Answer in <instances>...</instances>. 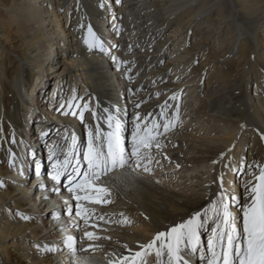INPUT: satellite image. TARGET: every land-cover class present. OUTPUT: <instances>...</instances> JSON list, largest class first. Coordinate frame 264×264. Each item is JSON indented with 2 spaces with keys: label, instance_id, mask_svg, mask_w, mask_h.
<instances>
[{
  "label": "bare ground",
  "instance_id": "1",
  "mask_svg": "<svg viewBox=\"0 0 264 264\" xmlns=\"http://www.w3.org/2000/svg\"><path fill=\"white\" fill-rule=\"evenodd\" d=\"M7 1L11 6L3 9L7 17L0 20V39L4 44L14 43V47L0 45V181L4 184L0 187V264H64L69 260L63 244L65 236L79 238L82 231L73 226L79 222L84 227L78 217L69 216L66 211L68 207L76 211V201L63 184L56 194L52 191L54 184L42 175L38 184L28 186L34 172L31 158L38 159L44 138L32 137L33 107H48V83L40 75L43 67L57 78L56 93L62 92L63 98L67 96L63 88L68 82L72 93L82 85L84 101L80 105L92 103L89 107L100 117L97 121L89 111L93 127L98 122L107 131L104 117L108 113L123 120L130 107L133 117L144 113L151 120L155 115L160 117L165 102L173 109L178 106L179 99L173 101L170 97L179 96L182 87L201 81L198 94L202 93L207 68L218 63V71L214 70L218 84L222 87L226 82L227 86L223 90L217 88L218 94L213 93L214 87H209L204 99H193L195 95L186 98V94L184 102H198L200 110L194 116L206 124L220 119L219 124L237 125L246 142L253 129L262 149L256 164L264 165V0H118V4L116 0ZM124 9L129 13V23L123 21ZM88 27L103 42L106 52L88 49ZM171 27H177V32L186 36L185 45L178 44L183 48L178 63L192 60L187 75L198 78L196 83L180 86L167 81L169 64L164 66L161 61L174 38L165 39ZM216 27L217 32L221 27L227 32L219 36L222 45L211 46ZM128 36L133 37L132 45L139 43L140 47L137 52L128 50L130 55L126 59L121 37ZM8 59L9 69L5 67ZM153 59L156 60L149 61ZM66 77L68 82H63ZM253 82L256 87L251 93L249 87ZM222 97L226 103L220 101ZM63 113H53L63 126L61 134L78 133L77 116ZM174 115L175 111L169 110V116ZM48 128L51 127L44 124L43 129ZM186 130L181 128L161 137L164 147L159 152L153 150L160 161L159 165L153 163V174L125 173L112 189V204L89 205L96 209V215L103 213L106 218L118 220L121 217L112 213L123 212L133 221L131 226L105 225L93 217V222L100 226L96 231L112 237L111 241L94 242L104 246L94 253V264H108V253L112 251L127 255L125 244L133 252L139 251V244L152 240L158 231H166L197 212L203 216L220 192L221 175L224 188L235 195V189L250 179L249 175L247 179L243 177L239 185L236 178V135L227 139L203 137L190 135ZM60 138L54 139V145ZM51 139L53 135L48 140ZM30 143L36 151L30 149ZM184 149L192 152L193 157L183 156ZM250 159L253 160L252 155ZM41 185L45 188L41 189ZM21 214L30 219H21ZM56 214L59 219L53 218ZM44 246L58 250L46 253ZM150 256L157 264L154 252L145 255L144 261ZM188 259L190 264H198L197 254Z\"/></svg>",
  "mask_w": 264,
  "mask_h": 264
},
{
  "label": "snow or ice",
  "instance_id": "2",
  "mask_svg": "<svg viewBox=\"0 0 264 264\" xmlns=\"http://www.w3.org/2000/svg\"><path fill=\"white\" fill-rule=\"evenodd\" d=\"M88 36L89 39L85 43L90 51L97 48L101 52L107 51L91 27H88ZM170 99L176 101L179 96L174 94ZM136 107L139 108L140 104ZM68 109L63 114L78 115L81 121L84 119V111L92 112L93 117L97 121L100 120L87 104L81 106L73 102L68 105ZM169 110H174L175 115L170 117ZM160 117L162 122L157 119L142 120L137 113L132 119L130 141H126L125 121L108 113L104 117L107 131L97 122L95 127L88 126L86 143L81 144L78 137L73 134L64 137L67 143L66 153L63 151L64 145H54L50 149L52 172L49 178L55 182L52 191L59 194L58 186L61 185L62 179L66 180L63 187L76 201L74 217H78L84 225L81 228L77 222L73 226L82 231L79 238L69 234L63 241L69 256V264H94V253L102 251L104 247L94 242L101 239L111 241V236H101L96 231L100 226L93 222V217L95 221H102L105 225L113 223L119 226L132 225L131 218L123 212L112 213L113 216L121 217L112 220L106 218L103 213L96 215V209L89 205L103 207L112 204L114 202L112 189L118 186L117 182L125 173L129 175H138L140 172L150 175L154 173L152 165L153 163L159 165L160 161L155 158L153 150L159 152L164 147L161 137L173 132L180 125L179 107L173 109L165 102ZM164 158L168 159L166 155ZM14 160L15 154L13 163ZM176 167L179 168L180 165ZM247 167L250 179L244 185L246 198L243 203L234 193H229L224 188L221 175L218 178L220 192L203 216L197 212L190 218L173 224L166 231H158L152 240L139 244V251L133 252L125 244L123 247L127 250V255L109 252L108 264H146L143 257L152 252L157 258V264H190L188 257L194 254H198L204 264H264V165ZM35 172L39 177V165L36 166ZM0 187H4L2 181ZM44 188L45 186L41 185V189ZM65 204H68L67 200ZM66 211L69 216H73L71 207ZM53 218L59 219V214ZM144 218L149 219L146 215ZM21 219L28 220L30 217L21 214ZM209 223L212 227L205 247L201 231L205 230L206 224ZM104 231L108 229L105 228ZM57 250L56 247L50 246L43 248L46 253H55Z\"/></svg>",
  "mask_w": 264,
  "mask_h": 264
},
{
  "label": "rangeland",
  "instance_id": "3",
  "mask_svg": "<svg viewBox=\"0 0 264 264\" xmlns=\"http://www.w3.org/2000/svg\"><path fill=\"white\" fill-rule=\"evenodd\" d=\"M116 3L118 4V0H116ZM10 6H11V3L9 1L0 0V20L7 17V15L3 12V9L8 8ZM64 12H66V11L64 10L62 13H64ZM127 12L128 11L124 9L123 21L124 22L127 21L129 23V20H131V19L128 17L129 13H127ZM108 20L110 22L112 20V18L111 17L109 19L107 18V21ZM128 23H126V24H128ZM202 27H203V25H201V28ZM218 28L219 27L213 28L215 30L216 34L214 35L212 41L210 42L211 46H214L215 44H219V45L223 44V42L220 41L221 39H219V36L225 34L227 32V29H223V27H221V29H219L220 31L217 32ZM223 30H225V31L223 32ZM129 32H130V30H128V32H126V33H129ZM181 34H182L181 31L177 32V27H171L167 31L165 39L169 38L170 36H174V38H172L170 40V42L168 43L166 55L163 58V60L161 61L162 65H164V66L169 64L167 81L174 82L180 86L185 85V84H190V83L192 84L193 82L196 83L198 81V78L193 79V78H191V75L190 76L187 75L191 70V68L190 69L187 68V66L192 61L191 59H189L191 61L188 60V62H186L185 64L184 63H182V64L178 63V61H180V60H178V58L181 57V55H182L181 52L183 50L182 46L178 47V44L184 43L183 45H185V38H186L185 34L184 35H181ZM191 39L192 38L190 37V40ZM132 40H133V37H130V38H129V36L128 37H121V43H122L121 49L124 52L126 59L130 55V52L128 50H130L132 52L139 51V49H138L140 47L139 43H134L135 44V46H134V44L133 45L131 44ZM143 42H144V40L142 39V42L140 44H143ZM0 45L1 46L5 45L7 48L14 47V43L4 44V41L2 39H0ZM132 46H133V48H132ZM134 49H135V51H134ZM155 60L156 59L149 60V61L154 62ZM10 61L11 60L8 59L6 64H5V67H7V69H9ZM125 63H127V61ZM157 63H158V60H157ZM215 66H216V68H215ZM214 70L218 71V63H212V64H210V67L207 68V70L204 74L205 79L203 78V81H202L203 82L202 93L200 92V94H198L200 89H201V88H198L201 81L197 85H194V86L182 87L180 95H179V103H178L179 115H180V125L177 127V130H180L181 128L186 127V128H188V130H186L185 132H187L190 135H197V136H203V137H208V136L209 137H213V136L215 137V136H217L216 138L219 137V138H224V139L231 138L232 136L236 135L237 139L234 143V147H235V150H238V152H237V159H236V163H235L236 164L235 165V173H236V178L237 179L239 178V181L235 180V179H234V181L236 183L238 181V184L240 185V180L243 177L247 179V176H248L247 171H249L247 166H249V165L254 166L256 164L258 157H260V155L262 154V149H261V146L259 143V139L255 137L253 129L249 131V134L247 137V142H246V140L244 141V135L242 133V130L239 129V127L237 125H235V124H231V125L219 124L220 119H217V120L213 121L212 123L206 124V122H203L200 119H198L197 115L194 116L195 115L194 113L196 111L200 110L199 103L198 102L196 103L194 101L191 103L190 102L188 103V101L184 102L186 94H187L186 98H188V95H195L193 97V99H198L200 96H202V98L204 99V97L207 96V94H208L209 87L210 88L214 87L215 89H214L213 93L216 91L218 94V92H219L218 89L223 90L224 89L223 86L224 85L227 86L226 82L222 83V85H223L222 87L219 86L218 77L216 78L217 75H216V73H214ZM42 71L43 72L40 74L41 77L43 78L42 80H43V82L45 81L46 83H48V89L46 90L47 92L45 91V94H46L45 96L47 97L46 99L48 101V107H46V109L39 110L34 105L35 106V107H33V108H35V109H33L34 115L31 117V122H33V124H34V126H32V131H33L32 137H38V136L44 137L43 142L40 144V146L38 148L40 150L39 153L41 152V154H39L40 159L42 158V156L48 155V152L43 154V151L45 152V149H46V144L50 141L54 143V139H58V137L60 138V136H61V138L59 139V142L55 146L64 145V148H67V143L65 142L64 137L69 136V133H72L71 131H66L64 134L63 133L61 134V127H63V126L60 124L61 122H59V120L53 116V113L54 112L55 113L56 112H65L68 110L69 104H71L73 102L77 104V101L79 100V103L77 105H80L84 101L83 100L84 95L82 93V91H83L82 85L77 86L75 88V91L72 93L69 82L67 81L68 77H66V79L63 82H68V83L65 85V87L63 89L65 90V92H67V96H65L63 98L62 92L56 93V89H58L57 88V86H58L57 78L52 77V75L48 74V72H46V67H43ZM40 82H41V80H40ZM255 87H256V83L253 82L249 87V91H251V93H254ZM61 90H62V88H61ZM69 97H71L70 103L68 101ZM77 97L79 99H77ZM223 97H224V94H223ZM223 97L220 101H222L223 103H226V99ZM180 99L183 100V102L181 101V103H180ZM62 105H64L63 108L61 107ZM89 106L92 107L93 104L91 103ZM186 110H188V113H186ZM130 113H131V108L129 107L127 109V111H125V113H124V118L126 116L130 115ZM145 115L146 114L143 113V114H141V117L145 116ZM147 118H148V115H147ZM87 121L90 124H92V118H91L89 111L84 112L83 121H81L79 118V123H78V132L79 133H76L77 137L79 134L81 136L86 135L85 127L87 125ZM44 124L48 125L51 128H48V130L43 129ZM128 124L129 123L126 122V125H128ZM91 126H93V124ZM216 128H218V129L216 130ZM57 133H60V134L56 135ZM44 134H47V135H44ZM52 135H53V139L48 140L50 137H52ZM74 135H75V133H74ZM125 137H126V135H125ZM78 139H79V137H78ZM60 141H62V142L60 143ZM29 146L30 147L32 146L31 148L29 147L32 150L36 149L34 147V144H32V143H30ZM51 146H54V144H52ZM47 148H48V146H47ZM184 150L185 151L182 153L183 156H187L189 158L193 157L192 152H189V150H186V149H184ZM174 154H176V153L174 152ZM250 155H252V159H253L252 161H250L251 160ZM39 157H38V159H36L37 161L40 160ZM33 159L34 158H31L32 163L34 162ZM42 160L45 163L44 170H46V166L48 165V163L44 157L42 158ZM32 165H34V163ZM33 171H34V168H33ZM30 178H29V180H30ZM29 180H28V183H29L28 186H31V182H29ZM244 185L245 184L243 182L242 186L235 189L236 190L235 192H237L236 196L239 197L241 203H243L245 201V198H246ZM32 191L34 192L33 188H32ZM74 213H75V211L73 210V215H74ZM209 226H211V224H209ZM207 229H208V227L201 234V237H202L204 244H205V241L207 242V239H208L207 238L208 234H206L208 231ZM198 256L199 255L197 254V257ZM199 262L200 261L198 260V264H199ZM64 264H69V260L66 259ZM146 264H153L152 256H150L147 259Z\"/></svg>",
  "mask_w": 264,
  "mask_h": 264
}]
</instances>
